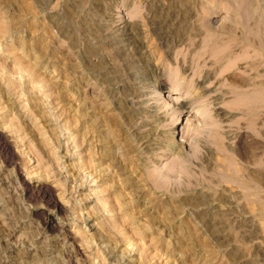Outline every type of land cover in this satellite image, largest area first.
I'll return each mask as SVG.
<instances>
[{
    "label": "rangeland",
    "instance_id": "374dc122",
    "mask_svg": "<svg viewBox=\"0 0 264 264\" xmlns=\"http://www.w3.org/2000/svg\"><path fill=\"white\" fill-rule=\"evenodd\" d=\"M0 264H264V0H0Z\"/></svg>",
    "mask_w": 264,
    "mask_h": 264
},
{
    "label": "bare ground",
    "instance_id": "6f19581e",
    "mask_svg": "<svg viewBox=\"0 0 264 264\" xmlns=\"http://www.w3.org/2000/svg\"><path fill=\"white\" fill-rule=\"evenodd\" d=\"M134 66V65H133ZM112 75V74H111ZM129 75V74H128ZM177 95V94H176ZM177 98L178 97H176L175 99L177 100ZM180 99V98H179ZM182 99V98H181ZM206 104V103H205ZM208 106V105H207ZM198 112H197V115H195V117H197L196 118V121H198V119L204 114L203 112H204V110H203V108L202 107H200L198 110H197ZM180 113V112H179ZM194 117V118H195ZM182 123V122H181ZM172 125V124H171ZM186 127H188L187 125L185 126V127H183V129H182V131H183V134H184V129H186ZM177 137V136H176ZM183 137V136H182ZM23 152V151H22ZM17 164H18V162H17ZM39 171V170H38ZM58 202V201H57ZM55 204V203H54ZM78 232V231H77ZM84 242V241H83ZM80 247V246H79Z\"/></svg>",
    "mask_w": 264,
    "mask_h": 264
}]
</instances>
